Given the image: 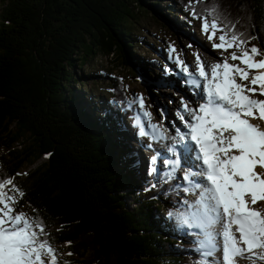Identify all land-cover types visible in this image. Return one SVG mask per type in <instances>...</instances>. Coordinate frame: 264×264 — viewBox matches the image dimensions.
Returning <instances> with one entry per match:
<instances>
[{
    "label": "trees",
    "instance_id": "trees-1",
    "mask_svg": "<svg viewBox=\"0 0 264 264\" xmlns=\"http://www.w3.org/2000/svg\"><path fill=\"white\" fill-rule=\"evenodd\" d=\"M213 5L222 26L234 25L247 48L264 53V0H0V181L13 179L24 194H15L17 210L43 222L54 250H67L59 264L201 259L193 237L178 233L190 212L186 193L175 180L151 187L138 168L124 127L134 95L122 76L94 72L109 83V103L77 87L97 55L146 76L147 64L165 74L157 59L137 55L136 25L155 14L179 32L191 19L211 22Z\"/></svg>",
    "mask_w": 264,
    "mask_h": 264
},
{
    "label": "snow or ice",
    "instance_id": "snow-or-ice-1",
    "mask_svg": "<svg viewBox=\"0 0 264 264\" xmlns=\"http://www.w3.org/2000/svg\"><path fill=\"white\" fill-rule=\"evenodd\" d=\"M217 8H211V22L208 15L202 17V30L214 49H236L230 59L240 63H230L224 57L206 69L197 53V72L190 73L185 62L175 56L180 70L192 77L193 88L200 90V100L194 106L181 98L178 113L186 131L178 129L177 135L186 141L183 148L191 161L183 176L188 182L183 191L198 194L191 223L187 218L183 222L205 237L199 241L197 251L202 258L197 264H238L241 258L250 264H264V209L256 207L264 205V128L251 122L264 121V99L259 98L264 97V58L256 59L264 53L256 46L247 48L249 41L236 33L234 25L222 26ZM192 15L201 18L195 11ZM218 31L220 42L215 43ZM139 106L144 109L143 96ZM144 115L150 122L151 113L145 110ZM136 125L140 136L149 135L141 120L137 119ZM150 127L159 138L167 139L159 125L150 123ZM169 151L175 159L164 163L172 176L181 160L176 145ZM157 159L158 155L150 158L153 165ZM17 193L24 195L13 179L0 181V264H58L55 250L42 238L47 235L43 222L14 207Z\"/></svg>",
    "mask_w": 264,
    "mask_h": 264
},
{
    "label": "rangeland",
    "instance_id": "rangeland-1",
    "mask_svg": "<svg viewBox=\"0 0 264 264\" xmlns=\"http://www.w3.org/2000/svg\"><path fill=\"white\" fill-rule=\"evenodd\" d=\"M178 0H164V3H174ZM184 1V0H183ZM191 3H194L196 0H189ZM179 14V12H176ZM155 15V14H154ZM152 17H143L141 24L136 25V29H134L132 35L137 37V42L139 45L136 47V53L140 57H144L148 63L154 58L157 57L163 61V59H167L166 53L169 52L170 60L173 55L174 63L171 62L172 67L175 69V56L178 55L181 60L185 62V65L188 66L189 70H193L195 73L197 72L196 66V54L198 53L201 57V60L205 64V68H208L209 60L213 63L219 62L225 56L231 55V52L236 51V49H229L227 52H223L220 49L213 48V41L208 39V36L202 30V22L197 21L194 22L191 19L192 24H182L180 25L181 31L175 29V27L171 24L167 23V27H164L161 23H164L163 20L158 19L156 16ZM159 20V22L157 21ZM161 22V23H160ZM143 25V26H140ZM141 37L142 40L140 39ZM141 40V42H140ZM166 40V42H164ZM215 43H219L218 37L214 41ZM173 48H175V53H173ZM239 54V53H238ZM112 57H102V56H94L93 59L88 63L87 66L79 71L81 75V79L85 82L84 86L78 85L77 88L85 91H93L94 98L102 101L103 103H108L109 95L105 94L106 91L109 92L108 82H99V79L94 78V72L104 69L107 70L111 74L120 75L123 78V81L126 85V88L133 95L138 96V104L140 96L144 98V109L137 107V111L141 113L140 119L145 124L146 131L149 132L148 136H144V139H140L135 135V128L125 127V133L127 134V139L130 143V146L133 148L134 152L136 150L138 157V168L140 172L142 170L146 171V168H150V166H155L152 164L150 158L154 155L151 154L152 151L148 148L145 150L142 149L144 143H150L151 146H154L155 149L158 146L161 148L166 147L172 141H177L180 143V137L177 135V130H184L185 126L180 121L178 113L181 109V98L185 101L191 102L190 106H194L200 98V90H197V95L193 94L191 99H188L187 93H192L194 89H190L188 84H185L184 72H182L179 68V71H173L175 76L171 75H161V71L157 74H153L150 69L156 70L155 66L151 67V64H147V74L141 70L132 71L124 67L118 66V64L114 63ZM240 63L239 61H236ZM106 74H109L108 72ZM156 71V72H157ZM176 73V74H175ZM165 79V80H164ZM179 84V85H178ZM175 86V87H174ZM84 92V91H83ZM264 99V97H259ZM192 99L194 100L192 103ZM197 101H196V100ZM147 110L151 113V121L149 122L148 117L144 115V111ZM127 122V120H125ZM253 124L259 125L261 128H264V121L259 119L251 120ZM151 124H157L167 135V139H161L158 136V133H153L150 127ZM186 131V130H184ZM156 135L157 138L155 140L152 139V136ZM163 144H160V142ZM45 158V157H44ZM35 163L32 168L39 164L42 160ZM143 164V165H141ZM146 164V165H145ZM189 169V167H187ZM186 169H179L174 176L178 180V187L188 186V182L183 179L184 173ZM28 171V170H27ZM24 173V172H23ZM25 174V173H24ZM18 183L19 180L16 179L15 183ZM183 183L185 185H183ZM186 201L188 202L192 210H190L189 221L191 223L192 214L197 210L194 205V201L198 198V194L194 192H186L185 194ZM16 206V204H15ZM17 207V206H16ZM258 208L264 209V205L258 204L256 205ZM30 217V212L27 214ZM183 226V225H182ZM183 229H187L188 231L196 230L195 227L189 225H185L181 227ZM55 253L57 256V261L59 264L58 257H64L66 255V249L64 246H54ZM239 264H250V261L247 259H239Z\"/></svg>",
    "mask_w": 264,
    "mask_h": 264
},
{
    "label": "bare ground",
    "instance_id": "bare-ground-1",
    "mask_svg": "<svg viewBox=\"0 0 264 264\" xmlns=\"http://www.w3.org/2000/svg\"><path fill=\"white\" fill-rule=\"evenodd\" d=\"M206 64H208V66L210 65V64H212V62L209 60L208 62H206ZM179 85V84H178ZM175 87V86H174ZM197 90H196V93H195V95H197ZM200 99V98H199ZM196 100V99H195ZM193 99H192V103H193ZM197 101V100H196ZM183 129V128H182ZM184 130H185V128H184ZM177 142V141H176ZM174 143H175V141H172L170 144L171 145H174ZM188 157V156H187ZM187 157H186V165L188 166V167H190L191 166V161L189 160V159H187ZM218 227V226H217ZM239 264V263H238Z\"/></svg>",
    "mask_w": 264,
    "mask_h": 264
},
{
    "label": "clouds",
    "instance_id": "clouds-1",
    "mask_svg": "<svg viewBox=\"0 0 264 264\" xmlns=\"http://www.w3.org/2000/svg\"><path fill=\"white\" fill-rule=\"evenodd\" d=\"M84 91V90H83Z\"/></svg>",
    "mask_w": 264,
    "mask_h": 264
}]
</instances>
